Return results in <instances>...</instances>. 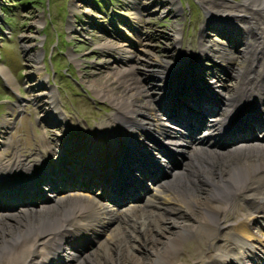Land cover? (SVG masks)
<instances>
[{"label":"bare ground","instance_id":"obj_1","mask_svg":"<svg viewBox=\"0 0 264 264\" xmlns=\"http://www.w3.org/2000/svg\"><path fill=\"white\" fill-rule=\"evenodd\" d=\"M146 1L156 10L157 0ZM169 2L177 12L175 0ZM202 3L208 13L203 28L220 20L235 23L246 36L241 52L239 40L231 39L215 51L218 55L200 41L195 54L191 42L179 46L178 33L173 62L157 59L155 70L141 67L156 78L155 84L139 86L132 69H112L115 87L105 82L96 92L114 107L111 122L101 120L74 135L65 125V139L57 132L52 143L50 131L57 127L47 124L33 152L19 139L8 141L14 121L0 120V264H264V0H244L245 9L218 0ZM136 10L141 14V7ZM137 30L129 48L117 46L129 53L124 61L135 58L130 48L144 45L138 41L142 23ZM228 47L237 50L224 53ZM205 54L222 64L232 86L214 74L202 75ZM147 57L144 61L152 63ZM0 73L14 86L6 67L0 66ZM37 85L48 84L41 80ZM55 91L33 97L40 109L54 104L49 122L59 114ZM255 96L261 103L257 108L251 101ZM238 115L247 120L222 138ZM130 175L149 187L143 189L146 185ZM41 182L54 192L51 199L43 196ZM225 212L236 219L226 246L204 253L194 238L206 234L209 239L229 219ZM194 215L200 216L197 222ZM189 241L196 243L189 247ZM142 246L149 253L141 261L134 257Z\"/></svg>","mask_w":264,"mask_h":264},{"label":"rangeland","instance_id":"obj_2","mask_svg":"<svg viewBox=\"0 0 264 264\" xmlns=\"http://www.w3.org/2000/svg\"><path fill=\"white\" fill-rule=\"evenodd\" d=\"M22 1L0 0V66L6 67L13 82L16 81L14 86H10L0 73V120L5 118L14 121L7 133L8 141L19 139L22 142L21 147H28V152L35 150L36 141L39 136L45 135L47 124L52 129L57 127V131L55 129L50 131L52 143L57 137V132L61 133L59 138L64 140L67 128L74 135L80 128L87 131L96 127L97 123L101 124V120L104 123L111 122L114 107L110 101L101 98L96 92L105 82H108L109 87H115L116 82L110 81L112 69H132L130 75L134 76L133 81L139 86L144 87L148 81L151 85L155 84L156 78L144 73L141 67L155 70L152 67L157 65V59H168L173 62V53L178 51L175 49L178 33H180L179 46L187 47L186 44L191 42L196 47L195 54L199 51L197 46L200 41H203L207 47L211 45V51L215 52L224 44L229 45L231 39L239 40L238 52H241L243 48V45H240L241 41L244 42L246 39L245 34L239 28H235V23L226 20L214 24L208 22L207 28L204 29L208 13L202 3L203 0H175L177 12H173L174 6L169 0H157L156 10L147 8L144 4L146 0ZM218 1L240 5V8L245 9L244 0ZM165 5L171 9L164 12ZM138 6L141 7V14L136 10ZM217 6L223 7L221 4ZM217 6L215 8H218ZM260 8L264 12V7L260 6ZM259 14H256L257 18ZM137 17H141L140 22L135 19ZM140 23L143 31L138 35V41L144 42V45L136 49L130 48L135 58L124 61L122 59L129 53L126 49H119L117 46L125 43L126 48H129L130 38L136 39V33H139L138 30L135 33L133 31ZM220 25H223L227 31L219 30L217 26L221 27ZM146 32L150 36L147 37ZM118 34L125 35L126 39L119 40ZM105 42L113 45L101 49L100 44ZM230 50L236 51L237 48L231 47L224 53H229ZM215 53L218 55V52ZM35 54L39 58L38 62L32 60ZM145 56L153 62L144 61ZM202 60L204 62L202 75L208 72L209 75L214 74L217 80L230 86L234 84V80L222 64L213 62L207 54ZM124 75L126 73L122 76ZM41 80L48 85H37ZM51 89L56 90V107L59 114L55 116L54 121L49 122L48 114L55 108L54 104L49 103L44 109H40L36 104L38 100L33 97L43 90ZM115 90L120 91L121 88ZM156 92L160 93L158 89ZM21 101L24 103L18 104ZM208 118L212 117L208 116ZM142 121L144 122L143 118ZM163 121L165 122V119ZM169 125L181 133H187L180 125L172 122ZM258 134L261 132L259 131ZM8 149L11 151V148ZM41 189L44 193L42 194L51 199L50 195L54 192L43 190V186ZM139 191L144 194L143 190L139 189ZM224 214L229 219L223 223V226L214 229L209 239L206 238V234L194 238L199 240V247L204 253L208 248L219 249L226 246V241L231 236L232 223L236 219H232L227 212ZM199 217L194 215L192 221L197 222ZM226 224L230 226L226 227ZM194 243L196 241L185 244L192 247ZM239 252L245 259L247 258L245 249ZM148 253L142 246L137 251L138 256L134 258L141 256V259L137 260H145ZM177 264H182V261L178 260Z\"/></svg>","mask_w":264,"mask_h":264},{"label":"trees","instance_id":"obj_3","mask_svg":"<svg viewBox=\"0 0 264 264\" xmlns=\"http://www.w3.org/2000/svg\"><path fill=\"white\" fill-rule=\"evenodd\" d=\"M24 1H27L28 2V0H23L22 2H24Z\"/></svg>","mask_w":264,"mask_h":264}]
</instances>
